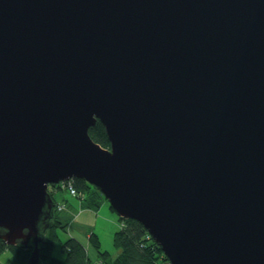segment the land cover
Segmentation results:
<instances>
[{"label":"water","instance_id":"water-1","mask_svg":"<svg viewBox=\"0 0 264 264\" xmlns=\"http://www.w3.org/2000/svg\"><path fill=\"white\" fill-rule=\"evenodd\" d=\"M75 177L171 264H264V0H0V238L26 264Z\"/></svg>","mask_w":264,"mask_h":264},{"label":"trees","instance_id":"trees-1","mask_svg":"<svg viewBox=\"0 0 264 264\" xmlns=\"http://www.w3.org/2000/svg\"><path fill=\"white\" fill-rule=\"evenodd\" d=\"M89 133L91 137L102 146L110 147L108 134L104 124L100 120H97L96 123L90 127ZM70 183L77 189L78 194H80V190L90 187L89 182L80 177L64 180V182L61 183L50 184L53 189L49 188V191L53 196L55 208L53 217L50 221V227L46 230L44 240L40 245V260L44 257L46 259L45 264H171L161 246L150 235L144 224L135 218L122 217L118 213L122 226L113 236V244L118 250L117 254L114 255L109 250H102L101 239L99 235L93 231L88 235V240L90 246L96 250V254L92 255L79 238L70 236L62 243V250L65 255L63 257L53 255L52 250L55 241L59 238L57 228L67 225V223L65 224L61 217L57 215V211L62 210L64 207L58 210V206L61 202L56 201L54 191L55 189L64 188L70 192L67 188ZM65 184L66 186H64ZM80 195L82 201V194ZM85 198H83V200ZM88 206H90V204ZM82 207H84L83 201ZM111 209L115 211L112 206ZM33 247L34 245L31 241L28 244L18 243L11 245L0 238V255L5 250H10L12 256L16 260V264H26Z\"/></svg>","mask_w":264,"mask_h":264},{"label":"rangeland","instance_id":"rangeland-1","mask_svg":"<svg viewBox=\"0 0 264 264\" xmlns=\"http://www.w3.org/2000/svg\"><path fill=\"white\" fill-rule=\"evenodd\" d=\"M90 187L80 190L81 195L71 194L67 189H55L54 197L56 201L64 205L62 210L57 211L65 227H58L59 238L55 241L52 254L57 257H63L62 243L71 237L79 238L87 247L89 252L94 255L96 250L90 246L88 235L96 232L101 239V249L109 250L114 255L118 253L113 244V236L121 228V221L117 212L111 209V205L106 196L93 184ZM49 188L53 189L52 185ZM86 197V198H85ZM83 198H85L83 200ZM67 204V206H66ZM90 204V206H88ZM45 258H41L38 264H45ZM0 264H16L10 250H5L0 255Z\"/></svg>","mask_w":264,"mask_h":264},{"label":"built area","instance_id":"built-area-1","mask_svg":"<svg viewBox=\"0 0 264 264\" xmlns=\"http://www.w3.org/2000/svg\"><path fill=\"white\" fill-rule=\"evenodd\" d=\"M65 186H66V184H65ZM67 188L70 190L71 194L72 193L73 194H76L77 193V189L71 183L68 185ZM59 208H62V206H59Z\"/></svg>","mask_w":264,"mask_h":264},{"label":"bare ground","instance_id":"bare-ground-1","mask_svg":"<svg viewBox=\"0 0 264 264\" xmlns=\"http://www.w3.org/2000/svg\"><path fill=\"white\" fill-rule=\"evenodd\" d=\"M61 182H64V181H61ZM61 182H58V183H61ZM65 186V185H64Z\"/></svg>","mask_w":264,"mask_h":264}]
</instances>
